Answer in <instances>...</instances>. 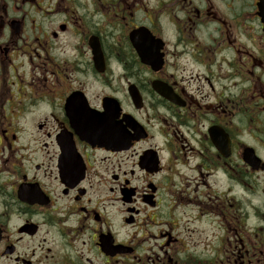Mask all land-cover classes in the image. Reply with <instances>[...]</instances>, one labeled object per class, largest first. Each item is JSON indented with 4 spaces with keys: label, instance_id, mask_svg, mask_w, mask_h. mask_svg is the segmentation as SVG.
<instances>
[{
    "label": "flooded vegetation",
    "instance_id": "obj_1",
    "mask_svg": "<svg viewBox=\"0 0 264 264\" xmlns=\"http://www.w3.org/2000/svg\"><path fill=\"white\" fill-rule=\"evenodd\" d=\"M0 264H264V0H0Z\"/></svg>",
    "mask_w": 264,
    "mask_h": 264
}]
</instances>
